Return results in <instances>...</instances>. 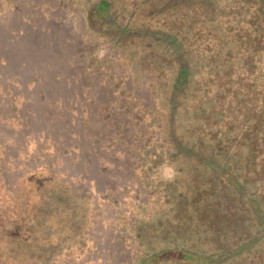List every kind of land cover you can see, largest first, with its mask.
I'll return each instance as SVG.
<instances>
[{"label": "rangeland", "instance_id": "rangeland-1", "mask_svg": "<svg viewBox=\"0 0 264 264\" xmlns=\"http://www.w3.org/2000/svg\"><path fill=\"white\" fill-rule=\"evenodd\" d=\"M97 1L16 0L20 8L0 13V56L5 52L0 58V264H132L138 249L161 247L135 241L133 233L151 210L171 207L156 203L164 184L173 181V193L183 196L195 189L191 178L196 174L226 173L225 166L191 158L187 148L210 152L198 148L191 132L202 123L197 113L206 109L209 114L219 104L201 18L188 25L187 6L157 13L160 0H109L113 25L130 30L119 38L108 20L85 17ZM180 17L186 20L182 30L171 28L184 37L190 66L185 88L172 98L178 67L173 54L141 31L176 24ZM34 23L46 29L35 31ZM221 117L205 124L224 129L231 117ZM230 125L231 134L239 135V126ZM166 137L183 142L174 145L173 158L161 155L171 149ZM237 150L246 153L244 147ZM154 153L161 155V164H152ZM214 158L223 163V157ZM235 160L227 162L231 169L239 167ZM237 177L244 180L245 171L238 169ZM199 183L205 187L202 178ZM63 186L85 198L71 204L73 217L65 214L67 203L46 197ZM257 187L264 192V181L247 183L245 201ZM158 213L166 217V211ZM191 242L205 251L175 241L172 251L149 254L141 264H239L244 259L261 264L256 258L264 245V220L230 253L213 256L206 252L209 243L195 237ZM255 252L256 258L244 257Z\"/></svg>", "mask_w": 264, "mask_h": 264}, {"label": "trees", "instance_id": "trees-1", "mask_svg": "<svg viewBox=\"0 0 264 264\" xmlns=\"http://www.w3.org/2000/svg\"><path fill=\"white\" fill-rule=\"evenodd\" d=\"M26 1L29 3L34 0ZM160 1L157 13L161 14L171 8L187 6L188 13L185 15L187 20L189 19L187 24H193L201 18L202 25L205 26L211 64L210 73H215V79H212V82L217 84L214 99L219 104L212 106L213 110L209 114L205 112L206 109L204 111L201 109L197 115H199V119H202V123L195 125L191 132V135L197 140L198 148H208L210 152L202 153L200 150L186 147L192 152L191 158L201 162L203 159L208 160L218 167L225 166L223 169H226V173L221 176H218L219 174L216 176L196 174L191 178L194 182L192 186L195 189L191 192L187 189L183 196L173 193L172 186H169L173 181L164 184L163 193L156 197V203L161 200L164 205L171 207L156 206V210H151V215L145 218L141 217V229L137 227V231L133 233L135 241L149 244L159 242L161 247L148 251L138 249L141 253L134 260L135 262H131L132 264H141L143 259L149 258V254L159 255L167 248L172 251L175 241L197 248V243L191 242L194 237L198 238L201 244L209 243L210 250L206 252L214 253L213 256L217 251L230 253L238 243L248 240L260 226V222L264 220V192L259 190L260 187L253 190V195L251 193L250 196L248 195V200L247 198H245L246 201L244 200L248 182L252 183L253 181L256 185L264 181V0ZM17 7L20 8L16 0H0V13ZM110 7L109 0L90 3L84 12L85 17L89 22L108 20L111 23L107 22V24L118 30L119 38L130 34L127 26L113 25ZM155 8L151 9V12ZM185 21L180 17L175 19L176 24L167 22L161 27L141 31L144 35H148L153 42H162L166 49L173 54L172 61L177 63L178 67L172 85V98L174 94L185 88L189 72L190 65L184 59L185 54L188 53V49L184 46V37H180L179 31L172 29L176 27L182 30ZM31 26L35 31L46 29L44 23L41 25L34 23ZM13 30L15 29L6 35L9 36ZM24 32L27 33L26 30ZM68 33L70 34L71 31ZM19 36L13 37L15 39L13 43L18 42ZM1 53L0 58L5 56L4 50ZM164 59H162L164 63H169V59ZM22 63L26 62L22 60ZM177 82H180V85L176 87ZM219 114L222 116L219 121L225 118L223 116L230 114L231 118L227 119L224 129L212 126L218 122L211 120L212 117ZM208 121L212 125L205 124L209 123ZM232 123L235 127L239 126V135L231 134L233 126L230 124ZM166 140L171 149L162 151L161 155L173 158L175 146L177 145L178 148L179 145H183V142L180 139L170 140L168 137ZM242 147L246 150L244 156L241 151L237 150ZM161 155L154 153L153 165L163 162ZM216 155L223 157V163L214 158ZM232 157L236 158L235 162L237 163L235 164H239L240 168L235 165L231 169L232 165L227 164ZM238 169L245 171L246 178L244 180L236 178ZM225 175L227 177H222ZM200 178L206 183L205 187L199 183ZM64 188H61V191H47L46 197H54L59 204L67 203L64 207V210L67 211L65 214H70L73 217L76 213H70L75 212L71 204L75 198H80V200L85 198L75 196L74 191H70L68 188L64 190ZM160 209L166 211L163 213L166 217L160 218L158 213ZM189 209H192L194 213H190ZM189 225H192L193 229H189ZM134 226L135 224L133 227L131 225L132 228ZM148 229H151V232ZM233 239L234 243H229ZM198 250L205 251L204 249ZM258 253V258L255 256L256 252L254 254L247 253L244 257L248 258L252 254V257L254 256L260 260L261 264H264V245L258 248ZM236 255L232 256V259ZM252 257L250 259L255 261ZM238 262L239 264H255L245 261V259Z\"/></svg>", "mask_w": 264, "mask_h": 264}]
</instances>
